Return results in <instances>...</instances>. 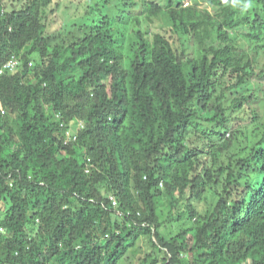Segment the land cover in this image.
I'll return each instance as SVG.
<instances>
[{
  "label": "trees",
  "instance_id": "1",
  "mask_svg": "<svg viewBox=\"0 0 264 264\" xmlns=\"http://www.w3.org/2000/svg\"><path fill=\"white\" fill-rule=\"evenodd\" d=\"M164 1L0 0V264H264V0Z\"/></svg>",
  "mask_w": 264,
  "mask_h": 264
},
{
  "label": "rangeland",
  "instance_id": "2",
  "mask_svg": "<svg viewBox=\"0 0 264 264\" xmlns=\"http://www.w3.org/2000/svg\"><path fill=\"white\" fill-rule=\"evenodd\" d=\"M62 1L65 4H67L68 7H66L63 3L61 10L57 14H53L54 21H56L54 23V26H53L54 29L62 28L63 22L65 21V18L67 17V14L66 15L63 14V10L65 8L68 9L69 12H72V14L77 13L75 11V9L73 8V5L71 6V2H69V0H62ZM145 1H148V0H145ZM152 1H154L155 3H164L165 2L164 0H152ZM183 2L185 3V5H187L189 3L202 4L201 0H183ZM82 3L84 4V7H83ZM82 3L80 5H78V7H76V4H74V6L77 8V11L79 12V14L72 16V18H74L75 16L78 15L79 17L84 16L83 19H87V18H91L92 20L96 19L98 17V13H99V9H100V7H98V5H97L98 0H82ZM144 5L143 4L140 5L138 8L134 9L132 11V13H134L135 15H138L142 21L144 20V18H146V20H150L148 27L152 33L162 32L163 30H169L170 29L166 20H164L163 18H155V19L149 18L147 16V7H146V5L145 6ZM112 6L113 7L108 11L113 13L115 17H117V18L120 17L122 15L121 7L117 6L116 3H113ZM87 11H89L91 13L86 14ZM117 18H116V20H117ZM247 118L248 117L245 115L240 116V119L231 123V129L237 127V128L244 130L246 132V134L249 136V138L252 141H254L256 138V135L253 133H259V132L257 129H254L255 127L251 124V120L247 119ZM194 203H195V205L199 211L205 212V210L207 208V204H206L205 199H201V200L196 199V200H194ZM161 204H164V203H161ZM165 206L166 207L164 208V211H162V214L164 217L169 214L168 209L170 208V207H168L169 206L168 204ZM179 226H180L179 220H177V219H172L171 221L167 220L164 227H163V230L164 231H170V230L178 229ZM149 249H151V248H150V245L148 244V239L146 237L142 236L138 240L136 246L130 250V252L125 257V259L122 261L121 264H136L137 258L140 255H143L144 253H146V251H148Z\"/></svg>",
  "mask_w": 264,
  "mask_h": 264
},
{
  "label": "built area",
  "instance_id": "3",
  "mask_svg": "<svg viewBox=\"0 0 264 264\" xmlns=\"http://www.w3.org/2000/svg\"><path fill=\"white\" fill-rule=\"evenodd\" d=\"M18 64V58L16 56H13L8 61L5 62V64L1 67L0 73H4L6 70H14ZM111 199L113 200L114 205H117V201L114 199L113 196H111ZM118 214H122L121 212H118Z\"/></svg>",
  "mask_w": 264,
  "mask_h": 264
}]
</instances>
